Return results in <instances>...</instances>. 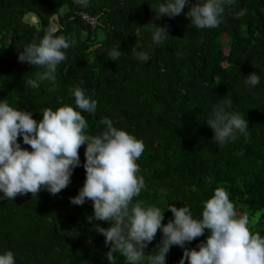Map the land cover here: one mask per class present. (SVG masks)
<instances>
[{
    "label": "trees",
    "instance_id": "obj_1",
    "mask_svg": "<svg viewBox=\"0 0 264 264\" xmlns=\"http://www.w3.org/2000/svg\"><path fill=\"white\" fill-rule=\"evenodd\" d=\"M155 3L90 0L85 8L73 0H0V99L32 110L39 119L45 107L74 104L69 90L79 85L98 101L95 113L82 111L88 133L99 134L107 116L142 139L144 151L137 163L146 188L134 200L165 210L162 223L173 215L168 203L180 207L185 202L198 217L203 201L216 187H224L237 213L248 214L250 230L264 235V0H234L225 6L222 23L206 29L195 28L183 14L189 5L174 18H156L150 6ZM76 12H101L102 26L92 29ZM53 16L61 25L58 34L75 44L57 66L55 90L49 91V81L33 89L24 81L40 68L18 61V52L44 35ZM145 23L167 25L169 37L153 44ZM137 42L149 51L148 62L132 54ZM112 47L122 51L116 61L107 56ZM251 72L261 76L253 88L243 83ZM225 98L232 100L229 110L238 111L249 126L246 136L218 144L205 120ZM18 140L30 148L22 137ZM84 148L78 149L81 165L60 193L42 190L0 200V252L12 250L16 264H108L104 236L86 219L92 202L75 205L69 200L85 179ZM96 223L109 226L107 221ZM160 236L158 229L147 252ZM206 236L207 230L186 247H197ZM182 254L172 246L166 264H177ZM116 256V264H124Z\"/></svg>",
    "mask_w": 264,
    "mask_h": 264
},
{
    "label": "clouds",
    "instance_id": "obj_2",
    "mask_svg": "<svg viewBox=\"0 0 264 264\" xmlns=\"http://www.w3.org/2000/svg\"><path fill=\"white\" fill-rule=\"evenodd\" d=\"M81 7H88L90 0H73ZM234 0H156L150 5L156 18L183 14L197 29L216 28L223 20L225 6ZM151 35V42L159 45L169 37L168 26L153 23L143 25ZM61 25L55 16L50 20L44 35L22 46L17 59L40 71L28 77L24 83L35 89L41 82L49 81L55 90L57 66L65 61V50L75 40L60 32ZM138 48L140 50H138ZM134 57L148 62L150 53L138 42L131 48ZM122 54L117 47L108 50V58L116 61ZM243 83L253 88L260 83L256 72L244 75ZM83 84V81H80ZM74 104H64L53 109L45 107L39 119L32 110L13 107L6 99H0V200H13L18 194H39L47 190L55 195L71 182L74 169L81 165L78 149L84 148L83 168L85 179L77 194L70 196L72 204L92 202L93 211L86 219L94 223V230L104 236L108 246L104 254L108 264H116L117 256L124 264H166L167 253L172 246L183 250L177 264H264V235L252 232L247 213L238 214L229 193L224 187H216L213 194L203 201L200 216L193 215L187 203L177 207L168 203L166 209L173 214L162 223L165 210L155 204L144 205L135 197L146 188L137 160L144 151L142 139L124 128L114 125L105 116L99 134H90L89 125L82 111L95 113L98 101L85 93L79 85L70 88ZM232 100L225 98L213 105L205 120L213 130L212 140L225 144L238 135H247L248 120L238 111L229 110ZM18 137L28 147H22ZM166 194V188H160ZM96 221L109 222L104 227ZM161 236L153 250L146 249L156 236ZM207 236L197 247L186 244ZM0 264H16L12 250L0 252Z\"/></svg>",
    "mask_w": 264,
    "mask_h": 264
},
{
    "label": "built area",
    "instance_id": "obj_3",
    "mask_svg": "<svg viewBox=\"0 0 264 264\" xmlns=\"http://www.w3.org/2000/svg\"><path fill=\"white\" fill-rule=\"evenodd\" d=\"M76 15L80 17V19L85 23L88 24L92 29L96 28L97 26H102V22L100 20V17L102 15L101 12L91 15L86 12H76Z\"/></svg>",
    "mask_w": 264,
    "mask_h": 264
},
{
    "label": "rangeland",
    "instance_id": "obj_4",
    "mask_svg": "<svg viewBox=\"0 0 264 264\" xmlns=\"http://www.w3.org/2000/svg\"><path fill=\"white\" fill-rule=\"evenodd\" d=\"M27 17H28L29 20H31V21H34V20H35V18H34L31 14H29Z\"/></svg>",
    "mask_w": 264,
    "mask_h": 264
}]
</instances>
